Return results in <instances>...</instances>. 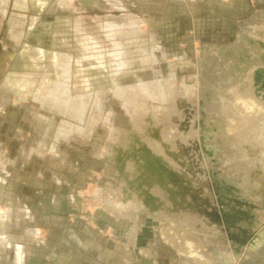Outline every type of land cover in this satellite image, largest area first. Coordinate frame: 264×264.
Returning a JSON list of instances; mask_svg holds the SVG:
<instances>
[{
	"label": "rangeland",
	"instance_id": "rangeland-1",
	"mask_svg": "<svg viewBox=\"0 0 264 264\" xmlns=\"http://www.w3.org/2000/svg\"><path fill=\"white\" fill-rule=\"evenodd\" d=\"M17 1L0 0V207L10 211L0 264H227L221 251L264 264V158L255 143L248 159L235 146L245 117L264 120L249 106L264 107V0ZM159 81L173 85L168 101ZM147 117L171 150L178 138L200 153L189 169L203 168L221 228L188 208L113 211L119 166L107 142L129 148Z\"/></svg>",
	"mask_w": 264,
	"mask_h": 264
},
{
	"label": "bare ground",
	"instance_id": "bare-ground-1",
	"mask_svg": "<svg viewBox=\"0 0 264 264\" xmlns=\"http://www.w3.org/2000/svg\"><path fill=\"white\" fill-rule=\"evenodd\" d=\"M20 2L23 3L24 0H18L17 4H19ZM4 7L2 6V8ZM6 8L3 9L4 13L6 11ZM17 22H21L20 19ZM168 80L170 81V79ZM256 80L257 81L263 80L262 86L264 88V68H261V69L259 68V70L256 71ZM160 83H161V88L160 89L158 87L157 88L161 90V93H162L161 96H163L162 99L164 100L167 98L169 87L171 88L173 85L172 86L167 85L168 84L167 81H165L164 83L163 82H160ZM142 85L141 86L144 87L145 89H148V90L150 89L148 85H145V84H142ZM171 92H172V89H171ZM88 95L85 96L86 101L89 99V98L86 99L87 97H89ZM162 102H165V100ZM255 102L256 101L252 100L249 106L253 108L255 105H258L259 109L264 111L263 105L259 103H255ZM127 105H129L128 107L126 106L127 109L136 111L134 108L135 106L133 107L132 103L127 104ZM142 105L145 107L144 104ZM149 112H150L149 110L146 111L147 115L151 116ZM246 118L247 117H245V119ZM146 121L147 123H145L144 121L140 125L134 126L135 129L132 133H130L129 139H128L129 148H125L124 150H119V152L118 151L114 152L113 150L117 147L116 139L114 138L110 142H107L108 147H109L108 148L109 156L112 159V161L117 162L119 166L117 170L118 171L117 176L119 178L117 180V184L120 188V192L117 194V191H116V194L118 196H115V197L117 198H115L113 201L111 199V202L113 203L112 206L114 209L112 210L117 212L119 217L129 214L132 219L134 218L133 216L137 215L135 219H138L139 212L143 209L160 212L161 210H159V208L160 207L162 208L165 205V210L164 211L162 210V211L165 212L166 214H171V213L185 214L186 213L185 210L188 208L187 211H190L189 214L194 215V217H196L197 219H200L202 223H204V225H207L208 227H212L217 224L216 225L217 228H221L220 221H218V219L215 217V212H214L215 208L211 206V197H208L209 195L206 194L207 188L208 189L210 188L207 187V184L203 182L202 180L203 178L200 177L201 175L199 176L197 175V173L201 172L203 168L199 167V171L198 169H195V170L189 169L190 162L195 163L198 158H199V165H200V161L202 159L201 156H199L200 153H198V158L197 157L194 158L191 155L194 151L193 152H190L191 150L188 151L189 145H187L186 142L185 143L181 142L180 139L178 138L175 139L174 145L176 146V148L171 150L170 147L167 146V144H165L167 143L165 142L167 140H165L166 137L164 138L163 136L164 131L162 132V128H161L162 126L161 127L158 126L160 124L159 123L160 120L156 118L151 119V117H147ZM259 122L260 121H258V123ZM65 125L63 124L62 128L64 130V135L68 136L70 130H72V126L74 125H72L71 127L70 125H68V123ZM133 125H134V122H133ZM164 127L166 126L163 125V128ZM145 128H147V132L144 130ZM257 128L258 130H260L261 126L259 127V124H258ZM183 129H182V126L179 127V130L182 131ZM116 131H114L113 133H115ZM118 133L119 132L116 133V137L119 135ZM250 134H251V130H249L247 135L245 134V137H242V138L245 140H248V136ZM113 136L115 137V135ZM253 137L255 139L256 144L258 145L257 147H259L258 148L259 151H263L264 135L263 134L257 135L255 133ZM242 142L243 141L240 139L238 148L241 151H244L245 145ZM188 143L191 144V142L189 141ZM123 153L127 157H130L131 155L130 159L133 160L134 165L131 167L130 170L128 169V167H126L127 169L125 168L126 164L119 163L122 158L121 156L123 155ZM263 158H264V155L261 158H259V161H261V159ZM262 164L264 165L263 162L261 163V165ZM138 171L139 173L137 174V176H135V174ZM127 173L132 174L133 177L132 178L128 177ZM196 175L199 178L195 179L197 177ZM194 181L197 183V186H199V189L198 188L196 189L197 186H194ZM203 185L206 186V189L203 187ZM154 187H158L163 190V194H164L163 197H160V196H157L151 193V188H154ZM152 191H154V189H152ZM170 202H172L174 206H171V207L169 205L166 206V204H170ZM244 202L245 201L241 203H244ZM209 208L213 210L210 211ZM250 210L251 208L249 207L247 211H245V214L248 215ZM238 216H239L238 213L235 212L234 214L224 215V218L227 220V217H229L230 219L235 221ZM248 238H249L248 235L246 236V238H240L241 243L246 244V242L248 241ZM249 241H251V239H249Z\"/></svg>",
	"mask_w": 264,
	"mask_h": 264
},
{
	"label": "crops",
	"instance_id": "crops-1",
	"mask_svg": "<svg viewBox=\"0 0 264 264\" xmlns=\"http://www.w3.org/2000/svg\"><path fill=\"white\" fill-rule=\"evenodd\" d=\"M250 91H252V90H250ZM253 93V92H252ZM242 119H243V117H242ZM244 120V119H243ZM245 121H246V123H249V130H251V134L248 136V140H245V139H243L242 138V136H239V137H236L237 139H236V143H235V146H237L238 147V145H239V142H240V139L244 142L243 144L245 145V149H244V151L246 152V155H245V159H248L249 157H250V155L252 154V148H250L249 146H247L246 145V143L248 142V141H250L251 143H250V145H253L254 143L256 144V142H255V139H254V137H253V135L256 133L257 135H259V134H263L264 135V120H262V119H260V120H255V119H253V118H246L245 119ZM258 121H260L259 123H258ZM261 123H263V124H261ZM258 124H259V127L261 126V129L260 130H258ZM65 137V136H64ZM66 138V137H65ZM257 148H259V147H257ZM259 154H261L260 156H259V158H261L263 155H264V149H263V151H260V153ZM262 171H264V169L262 170ZM261 171V172H262ZM108 189V188H107ZM107 189H105L104 191H105V197H106V192H107ZM112 213V212H111ZM140 213V212H139ZM112 214H114V213H112ZM115 215V214H114ZM10 216V211L9 210H4V208L3 207H0V222H2V221H4L7 217H9ZM124 216V215H123ZM117 217V216H116ZM118 218V217H117ZM3 223H1V225H2ZM5 224V223H4ZM5 226V225H4ZM4 226H1L2 227V229H4L5 227ZM30 232L32 231V229H30L29 230ZM28 231V232H29ZM9 244H11V241L9 242ZM230 250V249H229ZM224 252L225 251H221V253H220V256H221V258H222V260H226L229 264H232V262H234V257H233V253H232V251H231V254H228V256L230 257V258H228V260L226 259V257L225 256H227V255H225L224 254ZM19 256H20V253H19ZM227 263V264H228Z\"/></svg>",
	"mask_w": 264,
	"mask_h": 264
}]
</instances>
